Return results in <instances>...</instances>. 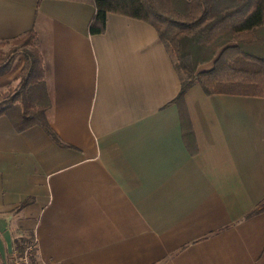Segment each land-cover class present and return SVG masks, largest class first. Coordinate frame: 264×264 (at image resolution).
Here are the masks:
<instances>
[{
  "label": "crops",
  "instance_id": "crops-1",
  "mask_svg": "<svg viewBox=\"0 0 264 264\" xmlns=\"http://www.w3.org/2000/svg\"><path fill=\"white\" fill-rule=\"evenodd\" d=\"M94 13L0 0V43L36 33L57 137L0 116V264L30 237L36 264H264V212L247 217L264 200V98L194 85L189 144L180 74L154 27L107 14L91 34Z\"/></svg>",
  "mask_w": 264,
  "mask_h": 264
},
{
  "label": "trees",
  "instance_id": "trees-1",
  "mask_svg": "<svg viewBox=\"0 0 264 264\" xmlns=\"http://www.w3.org/2000/svg\"><path fill=\"white\" fill-rule=\"evenodd\" d=\"M70 1L93 6L91 34L104 31L107 14L141 20L154 27L180 74V91L174 102L180 110L187 143L193 141V133L184 112L183 96L194 85L206 96L264 98V0ZM36 41V33L31 30L0 43V75L9 70L16 58L23 59L15 86L0 92V116L7 117L18 132L39 126L57 142L45 117L50 103ZM6 45L8 49L3 51L1 48ZM206 64L210 68L200 70ZM263 212L264 200L247 217ZM32 241V237L16 240L14 250L21 255ZM29 261L37 263L35 248L29 253Z\"/></svg>",
  "mask_w": 264,
  "mask_h": 264
},
{
  "label": "built area",
  "instance_id": "built-area-1",
  "mask_svg": "<svg viewBox=\"0 0 264 264\" xmlns=\"http://www.w3.org/2000/svg\"><path fill=\"white\" fill-rule=\"evenodd\" d=\"M34 248L35 240H33L27 247H25L21 255L14 251L10 256V264H30L29 253Z\"/></svg>",
  "mask_w": 264,
  "mask_h": 264
},
{
  "label": "rangeland",
  "instance_id": "rangeland-1",
  "mask_svg": "<svg viewBox=\"0 0 264 264\" xmlns=\"http://www.w3.org/2000/svg\"><path fill=\"white\" fill-rule=\"evenodd\" d=\"M210 64H206V65H203L201 68H200V70H207V69H209L210 68ZM182 74H183V76H185V74L182 72Z\"/></svg>",
  "mask_w": 264,
  "mask_h": 264
}]
</instances>
